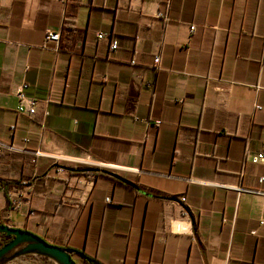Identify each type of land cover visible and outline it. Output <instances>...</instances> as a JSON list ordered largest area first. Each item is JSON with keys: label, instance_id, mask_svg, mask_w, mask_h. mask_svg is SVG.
<instances>
[{"label": "crops", "instance_id": "crops-1", "mask_svg": "<svg viewBox=\"0 0 264 264\" xmlns=\"http://www.w3.org/2000/svg\"><path fill=\"white\" fill-rule=\"evenodd\" d=\"M257 152L264 0H0V177L29 179L0 224L105 264H264Z\"/></svg>", "mask_w": 264, "mask_h": 264}, {"label": "water", "instance_id": "water-1", "mask_svg": "<svg viewBox=\"0 0 264 264\" xmlns=\"http://www.w3.org/2000/svg\"><path fill=\"white\" fill-rule=\"evenodd\" d=\"M65 168L70 171L73 170V168L70 166H65ZM89 169L90 168H84L82 170L86 171ZM102 172L108 171L102 170ZM108 173L119 178L118 175L112 172ZM0 233H5L8 236H12L10 241L0 247V259L7 256L11 251L20 247L21 252L36 251L56 259L60 264H77L73 257V250L52 244L41 236L27 229L0 224ZM77 253L84 257L81 253Z\"/></svg>", "mask_w": 264, "mask_h": 264}, {"label": "built area", "instance_id": "built-area-1", "mask_svg": "<svg viewBox=\"0 0 264 264\" xmlns=\"http://www.w3.org/2000/svg\"><path fill=\"white\" fill-rule=\"evenodd\" d=\"M160 15H162V13H160ZM194 28H195L194 25H191L190 26V30L191 31L194 30ZM104 36H106V34L105 33H102V32H99L97 34V37L98 38H102ZM57 38H58V34L57 33L48 32L46 34V36H45V39L46 40L57 39ZM111 47H112V49L117 48V41H116V39H114L112 41ZM159 60H160V58H159L158 55L154 57V63H158ZM132 62H134V61L132 60ZM27 86L28 85L26 83H24L20 87V89L18 90V92H17V97L19 99V103L17 105L16 110L19 113H23V114H26V115H34L36 113V101L31 99V100H29V104L27 106H25L23 104V101L27 98V94H26V91H25V89L27 88ZM256 107L257 108H260V106H256ZM156 123L159 124L160 121H156ZM60 160H62V159L56 158V161L55 162L60 161ZM263 160H264V153L263 152H257L255 154H253L252 157H251V161L253 163H257V162L263 161ZM78 162H80V161L78 160ZM25 182H26V179H24L22 181V183H25ZM259 182H261V183L264 182V176L260 177ZM84 183H86L88 185H92L93 184V178L90 177V178L86 179ZM238 188L239 189H244L242 187H238ZM22 190L23 189L21 187L14 185V186L10 187V189L7 191V198H8L9 204H10V208L5 212V214H4L5 217L4 218L8 222L10 221L11 211L18 210L22 206V204L24 202V196L22 194ZM108 199L109 198H107L106 200H108ZM180 199L182 201H185L186 198H185V196H182ZM9 226H12V225L9 224Z\"/></svg>", "mask_w": 264, "mask_h": 264}, {"label": "trees", "instance_id": "trees-1", "mask_svg": "<svg viewBox=\"0 0 264 264\" xmlns=\"http://www.w3.org/2000/svg\"><path fill=\"white\" fill-rule=\"evenodd\" d=\"M54 165L59 166V167H63L61 161L54 162ZM70 167L73 168V170L70 171L71 174L87 175V174L90 173L89 177H91V178H93L94 176H97L98 174H100V175H106V176H108L110 178L116 179L115 176L111 175L108 172H102L103 169H100L98 167H87V166H85L83 164H75V165H71ZM84 168H90V169L86 170V171H83L82 169H84ZM24 179L25 178L12 180V179H7V178L0 177V189H3L6 192V194H7V191L10 189V187H12L14 185L15 186H19V187H23V186L27 185V183H29V179H26V182L22 183V181ZM11 238H12V236H8L5 233H0V247H2L4 244H6L8 241H10ZM66 248L81 253L84 256L83 257V262L85 264H105V263L101 262L99 259H97L95 256H90V255H88V254H86V253H84L82 251H77V250H74V249H72L70 247H66ZM4 258L5 257L1 258L0 262L3 261Z\"/></svg>", "mask_w": 264, "mask_h": 264}, {"label": "rangeland", "instance_id": "rangeland-1", "mask_svg": "<svg viewBox=\"0 0 264 264\" xmlns=\"http://www.w3.org/2000/svg\"><path fill=\"white\" fill-rule=\"evenodd\" d=\"M61 162H68L60 160ZM78 164V163H76ZM76 263L78 261L76 260ZM0 264H60L56 259L36 251L21 252L20 247L11 251Z\"/></svg>", "mask_w": 264, "mask_h": 264}]
</instances>
